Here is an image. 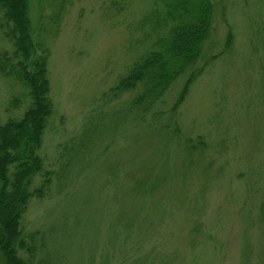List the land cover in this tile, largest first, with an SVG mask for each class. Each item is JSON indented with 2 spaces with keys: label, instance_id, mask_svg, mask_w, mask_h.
I'll return each mask as SVG.
<instances>
[{
  "label": "rangeland",
  "instance_id": "obj_1",
  "mask_svg": "<svg viewBox=\"0 0 264 264\" xmlns=\"http://www.w3.org/2000/svg\"><path fill=\"white\" fill-rule=\"evenodd\" d=\"M210 2L200 58L143 114L114 90L166 36L159 0H27L52 102L30 264H264V0ZM24 95L0 74V126Z\"/></svg>",
  "mask_w": 264,
  "mask_h": 264
},
{
  "label": "trees",
  "instance_id": "obj_2",
  "mask_svg": "<svg viewBox=\"0 0 264 264\" xmlns=\"http://www.w3.org/2000/svg\"><path fill=\"white\" fill-rule=\"evenodd\" d=\"M159 1L170 24L166 36L132 64L114 90L123 93L139 87L129 108L143 114L150 113L170 84L200 58L212 29L210 0ZM0 32L12 49L0 51V74L21 87L26 99L21 115L0 126V264H30L21 254L33 257L36 244L22 236L20 219L29 201L43 198L51 184L38 154L52 112L49 50L33 41L27 0H0ZM21 104L20 97H12L9 109ZM36 176L41 184L31 188Z\"/></svg>",
  "mask_w": 264,
  "mask_h": 264
}]
</instances>
